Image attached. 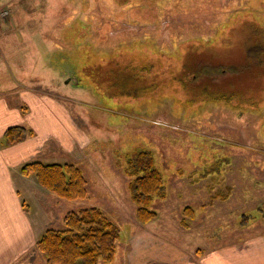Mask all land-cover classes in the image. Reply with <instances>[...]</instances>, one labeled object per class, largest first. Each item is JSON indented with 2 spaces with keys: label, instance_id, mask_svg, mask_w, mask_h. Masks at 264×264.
I'll return each instance as SVG.
<instances>
[{
  "label": "rangeland",
  "instance_id": "374dc122",
  "mask_svg": "<svg viewBox=\"0 0 264 264\" xmlns=\"http://www.w3.org/2000/svg\"><path fill=\"white\" fill-rule=\"evenodd\" d=\"M2 6L10 7L11 14L0 21V60H29L28 72L36 69L43 76L29 78L24 68L10 64L7 81L54 102L53 128L44 133L36 159L78 164L90 194L65 200L39 185L35 175H25L32 179L24 177V183L19 179L30 193L22 192V199L36 241L18 252L20 259L0 263L43 264L36 247L41 234L60 226L67 211L86 206L101 207L123 229L113 264H205L208 255L264 232V106L239 112L216 100L199 106L205 101L197 98L206 87L226 88L228 80L245 85L243 92L263 96L264 60H234L235 54L229 60L222 50L212 53L222 60L209 55L191 60L194 67L179 75L200 90L183 101H176L182 93L160 89L133 97L130 87L129 95H118L106 83L117 68L126 67L125 60H97L102 57L98 52L109 57L122 45L128 48L125 57L139 50L158 55L160 60L131 61L153 66L154 71L140 76L139 86L149 84L160 66L189 62L170 59L181 56L192 38L210 40L239 12L264 26V0H0ZM238 28L237 40L243 24ZM249 62L254 68L238 75L237 67ZM36 130L25 140L40 136ZM139 148L154 151L168 187V196L155 204L158 217L146 225L136 218L129 178L116 164ZM201 171L209 176L193 183L190 176ZM188 205L196 210L191 218L184 213Z\"/></svg>",
  "mask_w": 264,
  "mask_h": 264
},
{
  "label": "trees",
  "instance_id": "16d2710c",
  "mask_svg": "<svg viewBox=\"0 0 264 264\" xmlns=\"http://www.w3.org/2000/svg\"><path fill=\"white\" fill-rule=\"evenodd\" d=\"M8 9L11 14V8L8 7ZM241 23L244 28L243 35L237 40L238 35L242 31L241 28L234 29L240 27ZM257 23V20L252 17L245 18L240 16L239 12L230 22L224 23L219 27V29L222 28L221 30L218 29L215 37L210 38V40L192 38L191 40L193 41L186 43V46L182 48L181 56L176 54L174 55L175 57L172 56L173 58L170 59L188 60V63L177 62V65H172L171 67L160 66L161 71L155 70L157 76H153L156 80L152 79L149 84L142 86H139L142 72L151 73L154 71L153 66L145 62L139 66L140 63L136 62L134 64L131 61L160 60L158 55L154 56L146 51L139 50L130 52L129 56L125 57L127 56L128 48L122 45L116 48L114 53L108 55L109 57H106L105 53L98 52V54H102V57H97V60H115L116 62L125 60L126 67L123 69L117 68L114 76L106 73L109 77L111 76V79H114L112 82L107 81L106 83L105 81V83L110 84L109 88L111 89L112 87L116 88L119 91L118 95L127 96L130 87L133 88V97H141L149 90L154 92L160 89V92L169 90L174 94L182 93L180 97L177 96L176 101H183L185 98L189 100L188 93L195 94L199 88L196 85L191 88L190 84L187 85L185 77L181 78L179 74L189 72L194 67L190 65L191 60H206L208 55L211 60H222L212 55L215 51L219 52L220 50L223 51L222 54L224 56H228L229 60H232L233 54H235L234 60H259V62L264 60V26L261 25L260 27ZM228 27L234 30V33L231 30V35H234L232 45L230 44L232 43V38L228 41ZM223 39L224 44L222 45ZM94 55L97 56L96 54ZM86 56L88 57V53ZM162 60L168 59L164 58ZM216 63L219 62L216 61ZM226 66L234 65L227 64ZM136 67L139 69L137 70ZM255 67H257L256 69L259 68L258 66ZM237 68L239 70L238 75H245L254 68V65L249 62L246 66H238ZM260 79L264 86V76L263 78L260 77ZM162 80L166 82L165 85H163L164 82ZM236 81L230 80L229 82L228 80L229 83L225 82L228 86L226 88L223 86L224 90L222 89L223 87L219 90H211L210 88L213 87L202 88L203 90L198 91L201 95L197 96V98L204 99L205 102L199 104V106L211 103L210 100H216L214 103H223L239 112L248 110L261 111L264 106V95L253 94L252 90L243 92L241 90L245 85L239 84V81L232 83ZM183 104L185 105V102ZM185 106L194 108V104ZM32 135H34L32 127L24 125L11 126L3 134V143L6 146L14 145ZM116 164L129 178L128 188L130 190V198L136 207L137 220L145 225L154 221L158 217V211L155 206L157 200L165 199L168 196L165 172L158 166L154 151L147 148L136 149L133 153L127 155L125 159L116 160ZM21 172L24 175H35L43 188L53 192L62 199L84 200L89 197L88 180L83 169L74 162L47 164L33 160L25 163L21 168ZM207 176L209 174L206 171H201L190 177H192L193 183H197ZM227 197L228 195L226 194L222 195V198ZM184 213L188 218H191L196 215V210L188 205L184 208ZM122 230L120 224L101 207L86 206L67 211L62 219V224L48 227L41 234L36 247L41 252L44 260L43 264H113ZM198 253L204 254L202 250H199Z\"/></svg>",
  "mask_w": 264,
  "mask_h": 264
},
{
  "label": "crops",
  "instance_id": "0c3cea01",
  "mask_svg": "<svg viewBox=\"0 0 264 264\" xmlns=\"http://www.w3.org/2000/svg\"><path fill=\"white\" fill-rule=\"evenodd\" d=\"M39 63L38 61L37 64ZM10 64L24 68L22 73L29 78L43 79V76L35 73L36 69L33 73L28 72L30 67L26 66L29 65V60H0V262L20 259L18 252L27 244L31 246L36 241V233L24 210L25 203L22 199V192L28 191L18 182L20 179L24 183V177L27 180L32 179L22 174L21 168L23 164L37 160L38 146L42 140L44 142L46 130H51L55 121V115L50 110L54 107V102L29 88L20 89L17 82L11 84L7 81L5 73L7 74V68L10 69ZM15 125L32 127L37 129L36 132L40 130L43 138L40 133V136L6 146L3 143V134L7 128ZM35 190H38L37 181L33 192ZM17 230H20L18 235ZM204 263L264 264V232L242 237L235 246L232 244L221 253L208 255Z\"/></svg>",
  "mask_w": 264,
  "mask_h": 264
},
{
  "label": "built area",
  "instance_id": "2783aa9c",
  "mask_svg": "<svg viewBox=\"0 0 264 264\" xmlns=\"http://www.w3.org/2000/svg\"><path fill=\"white\" fill-rule=\"evenodd\" d=\"M9 14H10V10L8 9V7L0 8V21L7 18Z\"/></svg>",
  "mask_w": 264,
  "mask_h": 264
}]
</instances>
